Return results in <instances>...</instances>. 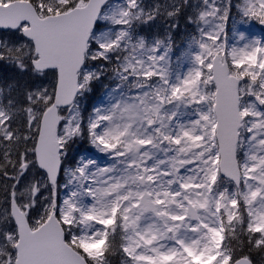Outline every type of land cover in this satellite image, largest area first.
<instances>
[{
    "label": "snow or ice",
    "instance_id": "6c2138e0",
    "mask_svg": "<svg viewBox=\"0 0 264 264\" xmlns=\"http://www.w3.org/2000/svg\"><path fill=\"white\" fill-rule=\"evenodd\" d=\"M253 22L264 0H0V264H264Z\"/></svg>",
    "mask_w": 264,
    "mask_h": 264
},
{
    "label": "rangeland",
    "instance_id": "374dc122",
    "mask_svg": "<svg viewBox=\"0 0 264 264\" xmlns=\"http://www.w3.org/2000/svg\"><path fill=\"white\" fill-rule=\"evenodd\" d=\"M165 2V0H145L146 4H155V3H161L163 4ZM168 2H171V0H168ZM233 2H235V0H233ZM256 22H253V27H252V35L254 37H261L263 34L257 30V27L255 26ZM187 24V20H186V16L182 15L179 18V28L174 32V35L176 37V44L179 46L181 45L183 36L185 34L186 31H191L192 28H194V26L191 27H186ZM257 24V23H256ZM166 26V20L165 19H158L156 22V27L153 29V31L155 32H163L164 28ZM231 26V21H229V27ZM245 28L250 27L249 25H245ZM229 36H231V33H229ZM173 60H175V56H173ZM0 76H2V74H0ZM88 145L86 144V142L84 143L83 147H81L79 144L74 146V154L75 152L78 150L80 152H83L85 148H87ZM114 264H119V259L118 257L114 258Z\"/></svg>",
    "mask_w": 264,
    "mask_h": 264
}]
</instances>
